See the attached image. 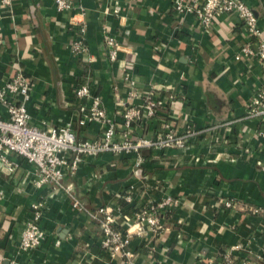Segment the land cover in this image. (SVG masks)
<instances>
[{"label": "crops", "instance_id": "obj_1", "mask_svg": "<svg viewBox=\"0 0 264 264\" xmlns=\"http://www.w3.org/2000/svg\"><path fill=\"white\" fill-rule=\"evenodd\" d=\"M174 1L80 0L83 14L76 15L57 11L54 0H12L9 11L0 13V85L21 69L31 85L30 124L43 130L68 124L79 140L96 139L102 129L97 122L78 127L73 92L83 81L100 97L118 133L124 131L123 110L140 107L155 90L165 105L131 126L134 135L181 134L187 127L203 132L183 149L85 158L73 176L63 168L65 186L89 210L111 209L116 224L130 233L135 208L173 202L158 209L159 232L130 240L135 264H216L236 245L244 248L233 251L236 257L258 264L264 218L246 209L264 211V121L244 118L264 88V65L235 58L251 41L236 15H219L207 30L191 14L175 13ZM241 1L254 12L264 40V0ZM76 20L86 25L85 55L70 50ZM102 27L121 46L119 60L133 69L135 96L106 58ZM12 159L18 164L12 177L0 173L2 264H117L100 249L95 223L73 209L63 191L34 187L33 168ZM220 197L239 208H219ZM42 199L47 207L39 226L46 237L37 249L20 252L23 221L31 203Z\"/></svg>", "mask_w": 264, "mask_h": 264}, {"label": "built area", "instance_id": "obj_2", "mask_svg": "<svg viewBox=\"0 0 264 264\" xmlns=\"http://www.w3.org/2000/svg\"><path fill=\"white\" fill-rule=\"evenodd\" d=\"M12 0H0V13L9 11ZM57 11H75L82 15L83 9L80 0H54ZM174 12L179 15L191 14L204 29H210L219 15H236L243 24L244 34L251 39L244 43L235 58L256 59L264 65V40L257 25L254 12L241 0H175ZM76 37L71 42L70 50L74 55H85L87 46L85 41L86 25L82 20L74 22ZM102 31L105 55L111 66L116 65L120 71L121 82L127 87L130 96H135V82L132 78V67L118 58L121 48L117 39L104 27ZM93 61V57L90 56ZM29 80L21 69L0 85V105L5 111V117H0V173L12 177L18 167L15 157L29 164L34 171V187L48 186L52 192L63 191L70 199L71 206L78 212L86 214L95 223L99 234L100 249L117 264H135L133 254L129 249L132 237H143L147 231L159 232L162 226L159 223L158 209L164 206H173L171 200H165L155 205L135 208L132 215L133 231L123 230L115 221L114 212L106 206L96 210H89L71 191L70 186L64 184L63 168L68 169L70 176L75 175L78 164L85 158L96 157L103 153L112 155L135 154L142 149L155 151L169 149H183L189 139L200 135L203 130L187 127L181 134L171 130L157 131L152 137L134 135L131 126L141 125L146 119L153 118L158 109L164 107L163 99L157 96L155 90H150L144 96L140 107L129 106L123 110L122 123L124 131L118 133L117 125L106 115L100 97L93 92L88 83L83 81L73 92L81 117L77 121L78 127L97 122L102 125L98 138L93 140H79L70 125L50 130L39 129L30 124V115L26 103L31 91ZM116 89V88H115ZM156 96V97H155ZM142 109V110H141ZM244 119L264 121V88L259 89L256 98L252 101ZM235 122V121H233ZM229 122L227 125L233 123ZM217 137H215L216 139ZM218 140V138L216 139ZM137 161L136 165L138 164ZM257 164H260L257 162ZM131 204V197L125 198ZM219 208L234 211L239 204L231 198L220 197ZM46 203L37 200L29 207V217L23 221L18 241V251H33L37 249L46 237V233L39 226L46 209ZM252 215L260 214L264 218V211L255 208L246 209ZM244 249L236 245L230 251L222 253L216 264H252L247 258H239L234 252ZM247 253L249 251H246ZM257 261H264V247H260L254 255ZM0 264L2 258L0 257ZM207 264H214L209 261Z\"/></svg>", "mask_w": 264, "mask_h": 264}, {"label": "trees", "instance_id": "obj_3", "mask_svg": "<svg viewBox=\"0 0 264 264\" xmlns=\"http://www.w3.org/2000/svg\"><path fill=\"white\" fill-rule=\"evenodd\" d=\"M257 262H258V264H264V261H262V260L261 261L259 260Z\"/></svg>", "mask_w": 264, "mask_h": 264}]
</instances>
